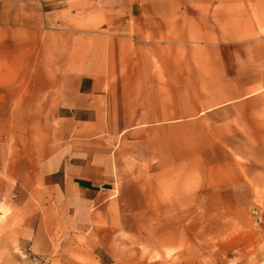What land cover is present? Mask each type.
<instances>
[{"label": "crops", "instance_id": "obj_1", "mask_svg": "<svg viewBox=\"0 0 264 264\" xmlns=\"http://www.w3.org/2000/svg\"><path fill=\"white\" fill-rule=\"evenodd\" d=\"M259 5L0 0V132H31L5 146L4 184L21 201L70 210L77 232L109 214L118 185L129 211L120 221L142 222L139 235L160 242L180 234L192 201L205 203L201 215L259 212ZM194 122L195 136L212 139L191 150L185 127ZM238 134L248 136L237 143Z\"/></svg>", "mask_w": 264, "mask_h": 264}, {"label": "rangeland", "instance_id": "obj_2", "mask_svg": "<svg viewBox=\"0 0 264 264\" xmlns=\"http://www.w3.org/2000/svg\"><path fill=\"white\" fill-rule=\"evenodd\" d=\"M260 19L263 36L257 44L264 46V19ZM207 123L211 126L213 121ZM235 124L238 130L243 127L241 120ZM185 128L189 149L211 142L212 138L195 136L201 129L198 122ZM177 131L178 127H171L172 133ZM30 133L0 132V264H264V196L258 191L255 201L261 209L254 213L218 216L210 215L215 208H207L201 215L204 202L187 203L191 216L177 219L180 234L164 235L162 242L151 234L139 235L137 224L142 222L120 221L121 213L129 211L118 203V185L109 214L97 217L94 227L81 232L74 230L70 210L58 209L54 202L46 207L38 196L21 201L3 182L4 153L9 151L6 145L26 140ZM245 136L238 134L236 142H243ZM238 159L245 161L239 152Z\"/></svg>", "mask_w": 264, "mask_h": 264}]
</instances>
